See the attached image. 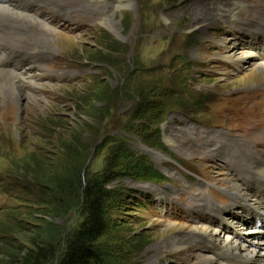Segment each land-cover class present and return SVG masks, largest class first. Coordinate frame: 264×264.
<instances>
[{
	"label": "rangeland",
	"instance_id": "374dc122",
	"mask_svg": "<svg viewBox=\"0 0 264 264\" xmlns=\"http://www.w3.org/2000/svg\"><path fill=\"white\" fill-rule=\"evenodd\" d=\"M230 2L39 0L26 9L27 35L12 33L14 48L0 54L38 62L31 76H0L34 100L0 96V264L27 254L64 264L95 182L106 192L104 230L89 264H212L202 237L216 241L228 227L210 207L232 205L227 192L264 161L254 66H264V0H237L246 11L235 21L212 14ZM250 51L256 63L226 57ZM172 236L189 249L160 250Z\"/></svg>",
	"mask_w": 264,
	"mask_h": 264
},
{
	"label": "bare ground",
	"instance_id": "6f19581e",
	"mask_svg": "<svg viewBox=\"0 0 264 264\" xmlns=\"http://www.w3.org/2000/svg\"><path fill=\"white\" fill-rule=\"evenodd\" d=\"M37 1L39 0H0V54L6 53L14 48V46L9 44L6 39L8 37H12V33L13 36L17 37L18 41L22 40L23 37L27 35V32L22 27L24 25H32V23L28 22L29 20L32 21V16L27 15L28 13L25 14V12L27 8H30V6ZM41 1L43 4H45V7H47L48 0ZM230 1L231 6L225 3L213 5L212 14L216 15V17H222L223 15L221 14H224L225 18H229L230 21L238 20L240 14L246 11V8L244 6L239 8L241 5H243L239 3L240 1ZM90 4H93V7L90 10H92L94 13H99L102 10L99 3L92 2ZM8 32L9 34L6 35ZM8 40L12 42L16 41L12 40L11 38H8ZM256 48L260 47L257 46ZM26 53L27 54H23V58L28 56L29 50H27ZM226 57L230 58L231 61L235 63L243 61L256 63L253 62L255 59L252 58V52L249 54L245 52H240L238 54L231 52L227 54ZM3 63L6 65L5 68L8 69L1 68L0 76H3V74H16L20 78L21 76L19 74H29L31 76V70H34V67L38 65V62L34 60L29 64H24V60L21 57L15 55L10 56L4 62H0V66ZM254 66L257 70L256 72L258 73L257 76H260L261 79L264 80V66L261 64H256ZM10 82V79H8L5 84L0 86L1 97H16L19 99L23 97H31L30 99L33 100V97L28 95V92L24 91L22 84L20 85L17 82ZM164 140L168 145L173 144L170 128L164 132ZM246 159L247 157L244 158V162H242L243 165L246 164ZM256 163H258V161H256ZM253 168L255 169V172H253L254 174H247L241 186L230 188V190L227 192L228 197L233 201L232 205L224 209H216L213 207V205L210 207L212 208V212L210 210L209 214H212V218L218 219L220 222H224L225 224L223 225L228 228L222 232H215L211 234L214 239H217V242L215 240H211L206 234H204L202 237L205 244L209 246L212 254H214L212 260L207 259L208 263L264 264V238H261L263 236L261 234L264 233V161L259 162L255 167L253 166ZM249 169L250 167L247 171H249ZM244 184L245 190H247L248 194L247 197L242 194L241 190V187ZM249 196L250 198H248ZM221 212L225 213L227 217L230 216L231 219L226 220L224 216H222ZM228 231H230V233H228ZM248 238L250 240H248ZM189 243L190 242L186 236H172L169 240L163 242L159 246V249L163 251L169 249L174 253H184L189 249ZM219 244L223 246H220ZM218 249L221 251L225 249V252L217 254L216 252H220ZM220 260H223L224 262Z\"/></svg>",
	"mask_w": 264,
	"mask_h": 264
},
{
	"label": "trees",
	"instance_id": "16d2710c",
	"mask_svg": "<svg viewBox=\"0 0 264 264\" xmlns=\"http://www.w3.org/2000/svg\"><path fill=\"white\" fill-rule=\"evenodd\" d=\"M85 191L87 219L69 244L64 264H89L97 259L94 246L104 230L103 202L106 192L97 182L88 186ZM36 262L37 258L33 254H27L22 260V264H36Z\"/></svg>",
	"mask_w": 264,
	"mask_h": 264
}]
</instances>
